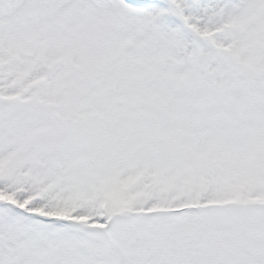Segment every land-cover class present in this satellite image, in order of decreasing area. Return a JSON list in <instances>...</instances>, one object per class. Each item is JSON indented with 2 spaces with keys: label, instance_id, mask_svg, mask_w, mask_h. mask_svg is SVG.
Wrapping results in <instances>:
<instances>
[{
  "label": "snow or ice",
  "instance_id": "obj_1",
  "mask_svg": "<svg viewBox=\"0 0 264 264\" xmlns=\"http://www.w3.org/2000/svg\"><path fill=\"white\" fill-rule=\"evenodd\" d=\"M0 264H264V0H0Z\"/></svg>",
  "mask_w": 264,
  "mask_h": 264
}]
</instances>
